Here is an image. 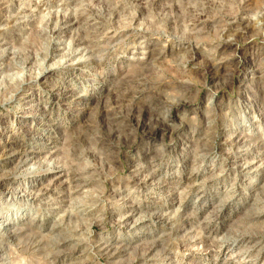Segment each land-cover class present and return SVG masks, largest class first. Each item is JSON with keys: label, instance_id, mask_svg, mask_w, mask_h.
Here are the masks:
<instances>
[{"label": "rangeland", "instance_id": "obj_1", "mask_svg": "<svg viewBox=\"0 0 264 264\" xmlns=\"http://www.w3.org/2000/svg\"><path fill=\"white\" fill-rule=\"evenodd\" d=\"M142 78L116 162L73 159L80 108ZM5 95L0 147L34 153L0 167V264H264V0H0Z\"/></svg>", "mask_w": 264, "mask_h": 264}, {"label": "bare ground", "instance_id": "obj_2", "mask_svg": "<svg viewBox=\"0 0 264 264\" xmlns=\"http://www.w3.org/2000/svg\"><path fill=\"white\" fill-rule=\"evenodd\" d=\"M241 28V27H240ZM245 31L248 29L247 26H245ZM233 32L236 34H239V30L237 27L233 28ZM242 32V31H241ZM247 32V31H246ZM243 33V32H242ZM157 53V52H156ZM144 67V66H143ZM149 67V65L147 66ZM147 69V68H146ZM61 87L55 88L51 93L53 95H58L59 98H63L65 95L68 94L66 92L67 90L58 91ZM121 90L115 93L114 100L111 101V97L107 101H103V99H99L96 101V105L93 108H88L86 106L80 108L79 114L81 115V118L83 117V124L82 129H80L81 134L77 136L76 140L72 141V145L75 146L73 148L72 152V158L76 159L78 157V153L76 152V146L81 145L84 143V137L87 136V134L91 135L92 138V147L100 148L99 154H102L105 156L109 163H115L117 155L114 154V149L118 148V144H116V141L122 137V135H125V137H133L136 135V133L140 132V130L144 129L143 126V119L137 117L138 109H139V99L141 98V94L151 93L154 89L148 88L147 81L145 79H137L134 82H130L129 84H125L124 87L120 88ZM12 96V95H11ZM89 96H83L81 97V102L84 103V100L87 99ZM12 97H8V95H5L3 97H0V103L3 102H9ZM52 103V102H50ZM153 102L149 99L147 100V103H145V108H150L151 104ZM166 105L169 107V110H163L160 115H165L163 117L168 119V113H170L174 108H179L182 103H175L172 104L171 102H167ZM123 107L127 108V111L124 112L122 109ZM52 104L49 106V109L46 108L41 113H32L31 115L26 116L27 118L23 117L26 122L30 121L32 123L40 120L41 122V129L43 131H47L43 125L45 121L47 120L48 116L50 115V112L52 110ZM88 109H90V112H88ZM153 110V109H152ZM71 111V110H70ZM148 111V110H147ZM96 117V122L93 125H89L90 123H93L92 117ZM50 117V116H49ZM112 126L114 129L112 130L111 134L108 138L105 137V134L103 133V128L106 126ZM146 125V123H145ZM86 129H83V127ZM94 128H100L99 130H93ZM143 127V129H139ZM21 128V127H20ZM23 129L27 130L28 132L32 131L27 128ZM148 134V133H147ZM151 134V133H150ZM41 137H44L43 135ZM51 139V138H48ZM112 140L114 142H112ZM27 141H23L20 147L17 149H12L10 147H0V167L3 164H8L9 162H12L19 158L20 163H27L31 161L33 158L32 151H29L27 149ZM95 150V149H94ZM89 154L93 157H97L96 154L94 155V152L91 151ZM104 158V157H103ZM98 160V159H97ZM74 170V169H73ZM76 171V170H75ZM75 171H72V175H76Z\"/></svg>", "mask_w": 264, "mask_h": 264}]
</instances>
